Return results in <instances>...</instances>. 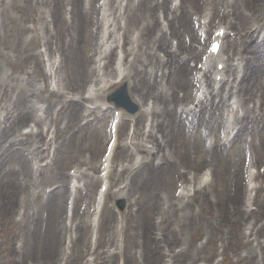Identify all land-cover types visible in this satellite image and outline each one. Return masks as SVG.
<instances>
[{
    "label": "rangeland",
    "instance_id": "obj_1",
    "mask_svg": "<svg viewBox=\"0 0 264 264\" xmlns=\"http://www.w3.org/2000/svg\"><path fill=\"white\" fill-rule=\"evenodd\" d=\"M17 0H6L5 4H2L3 6H0V115L3 112L4 108H9L8 111L16 110L19 111V109H22V111H25L27 109L29 111V114L32 118L39 121L37 123L36 128H33L34 125L31 123H28L26 125H23L22 128H19L18 131L21 133H27L30 130L35 132V137H37V134L40 132L39 128H43L45 130V136L41 139L37 138H31L28 140V143L23 147L22 150H25V157L26 162L28 165L29 173H31V179L32 183L28 184L27 187H14L12 185V179L14 178L13 175L10 172L7 173L4 176L0 175V201L6 202L8 201L10 204L14 205L13 208H8V210L1 211L0 210V264H36L37 262L39 264H43L44 258L41 254H33L30 252H18L20 247V238L22 236L21 233L25 231L26 237L29 236L30 229L32 228L31 220L30 218L36 217V215L39 216L40 222L43 223V226L50 217V213L45 207V203L47 200V196L49 193L53 192V190L57 193L59 188L57 186L59 185L56 182H49L52 178V170H56L55 167H57V171L61 172L63 170L64 172H70V165L75 164L74 162L88 158L93 159V154L96 150L100 152L99 144L102 140L103 134L106 132V122L108 118L111 116V110L104 111L99 110L97 115H99V118L97 120H93L94 117H83L81 115V110L79 111L78 115H72L71 117L68 116L66 112H64L63 109L59 111V113H56L55 108L53 106H50L47 102L48 97L35 99L32 97V95L28 96L26 99V102L28 104H19L17 106H12V103L15 99H21L24 100L21 96V90L27 89L30 86H34L35 94L40 93L41 90L46 89L49 91V93H55L51 88L53 86H56L59 90V93L52 97V100L55 101V98L57 96H65V97H72L75 92H77V96H83L85 95V92H87V89L89 86L93 85V76L92 75H86L84 82H82L79 87L77 88L75 83V75L76 78L80 75L81 68H79V64L75 63H69L68 71L69 74L72 77V81L68 82V78L66 75V66H63V63L61 62V59H64L59 53L57 52V47L55 45H51L50 47L47 46V41L40 39L44 32L42 30L39 31V44H27L28 42L32 41L33 37V17L36 13H38L40 10V7H45V9H50L51 4L54 3L55 0H42L43 4H40L39 6H35L36 9L35 12H32L31 10V3L30 0H19L20 5L18 6L16 4ZM168 6L169 2L172 0H167ZM189 0H185V6L188 3ZM192 1L193 9L188 12L185 15H179V12H176V16L178 19L171 20L172 14L171 11L167 13V18L169 19V22L174 27L176 33H179L180 36V43H182V46L191 48L192 53L190 56H186V53L184 55L188 58L187 59V66L189 68H194L196 63L198 62V59L202 55L203 50L202 45L199 42L198 38L194 35L193 39L191 37V34L185 33L187 31H184L185 26L183 24L179 23V20L183 16H185V21L188 27L192 28V16L196 17L199 12H202L203 7H201V10L198 11V8L201 4V0H190ZM228 1V0H226ZM224 1V2H226ZM131 2H136L134 0H131ZM172 3V2H171ZM127 4V0L122 1L121 5V13L124 12V8ZM84 5V4H83ZM97 5V0H95V6ZM125 5V6H124ZM216 10L219 11V13L215 12V19L214 22H211L210 28H213L217 25L218 22H235V20L230 17H222L223 13V7L217 6ZM71 11V6L67 2H63V8H61V13L63 15V20L65 22L66 20H69L70 23V15L68 16V12ZM85 13L84 8H79V13L81 14ZM161 10L156 14L160 15ZM3 13V15L1 14ZM243 17L242 20L244 22L247 21H253L255 18V13L251 8H247L246 10L242 11ZM258 14V13H257ZM259 14H262V18L264 16V12H260ZM82 15V14H81ZM83 16V15H82ZM32 20H31V19ZM65 18V19H64ZM253 18V19H252ZM97 19L96 13L95 15L92 14L91 16H87V22L84 24L86 18H83L84 22L82 23V32L81 29L79 30L80 38L82 35V42L80 43V50L79 55L86 60V69H89L90 60H91V44H92V36L95 33V20ZM32 22V23H31ZM163 22V21H160ZM13 23H15L16 26H20L23 29L21 30V50L18 52H11L9 48H5L2 45V42L8 38L10 39V34L15 30V27L13 26ZM35 23V22H34ZM83 24L85 27H83ZM121 26H124V20L122 19L120 22ZM161 24V23H160ZM252 24V23H251ZM251 24H246V30H250ZM32 25V26H31ZM259 25H262V28L260 29V32L262 35L259 38V43L257 45L258 40V34L260 32H256L257 34L254 36L251 43H249V46L254 47L257 45L259 53L254 54L253 52H247L242 53L243 58H247L249 63L252 64V66H247L243 63V68L245 70V76L243 77L244 81L242 84V87L245 86L248 90V92L251 94L252 97L249 100H241V98H236L237 101H240L242 104V107L239 108V111L242 114L245 110L252 111L255 116L258 117L257 127L251 128L250 125H247L246 131L243 135L240 136L239 140L235 142L233 146L228 147V145L221 146L219 145L218 148H216L217 153L214 156H210L209 154H204L203 151L206 150L208 147L205 145L204 139L205 137H202L200 134H203V131L199 128L197 125V128L195 130H192L191 128L184 127V135L182 138H178V141H180L179 144V150L182 152V148L188 147L190 158L186 161V166H189L188 170L191 169V171H194L195 164L200 166L197 170L198 172L202 171L203 169H212L209 167L211 165L214 171V182L210 185L211 190L213 191V195L219 202L227 201L226 199H230V196L233 194H239V201L241 203L242 211L240 213H234V210L227 212L225 209L224 212L218 214L214 211V208L211 210V206L208 202L206 204H200L196 203V198L194 201L191 200V207L195 209L194 216L196 219L194 221H191L190 226L184 229L183 234V240L185 242V250L182 252V254H176V258H179L180 264H186L188 260H190V264H229V261L236 260L239 256L248 255L251 256L255 260V264H263L264 261V229L262 231L257 232V227L264 224V158L258 156V149L260 148L261 152L264 153V25L262 23H259ZM30 26V27H29ZM163 26V24L161 25ZM181 26V27H180ZM97 27V26H96ZM30 28V29H29ZM61 28H58L56 33L65 34V30L58 31ZM239 32V35H242L241 25L237 22V28ZM52 30V29H51ZM232 30L229 35H234L235 28L230 29ZM245 30V31H246ZM53 31V30H52ZM54 32V31H53ZM133 33L136 36V30H133ZM132 33V35H133ZM123 30H116L114 36L119 38V43L121 41L122 36H124ZM49 36V34H48ZM56 38V37H52ZM172 38V37H171ZM51 39V38H50ZM69 38H67L68 40ZM55 41L54 39H52ZM177 40V38L175 39ZM170 41L172 43L175 42ZM263 42V43H262ZM247 43V45H248ZM262 43V44H260ZM26 45H32V47L29 49V53H35L38 55V59L41 62V66L43 67V70L47 72V81L44 83L43 77H34L30 76L27 80L22 79V72L21 69L24 68L26 65L24 57L26 56ZM129 46V43L126 41V47ZM125 48V47H124ZM158 52V50H156ZM188 52V51H187ZM224 53L227 54V50H224ZM239 55V57L241 56ZM194 56V57H193ZM193 57V58H192ZM253 58V60H252ZM128 60H131V57H128ZM252 60V61H251ZM246 61V60H245ZM54 66V70H50L49 67ZM46 68V69H45ZM28 71L30 72V68H28ZM50 72H52L51 76H49ZM189 74V71L187 72ZM95 76V75H94ZM52 79V81H51ZM52 82V83H51ZM68 82V83H67ZM241 87V88H242ZM77 88V90H75ZM4 89V91H3ZM85 90V91H83ZM83 93V94H82ZM82 94V95H81ZM46 95V92L43 93V96ZM84 97V96H83ZM240 97V96H239ZM248 97V96H247ZM62 100V98H61ZM25 101V100H24ZM217 102V101H215ZM88 103H84L85 107H87ZM96 104H99V102H96ZM53 105V104H52ZM91 106V105H89ZM60 107L57 106L56 110ZM6 112L4 111V114ZM4 114L2 116H4ZM57 114V115H56ZM85 115V113H84ZM83 115V116H84ZM208 115L206 114L204 116V119L206 120ZM56 119L58 121V125L63 129V135L61 132L54 133L53 129L55 128V125L53 124V119ZM102 119L99 120V119ZM145 123V121H143ZM143 123V124H144ZM51 129V130H50ZM124 129H127V126L124 127ZM123 129V130H124ZM122 132H119V135ZM57 134V136L55 135ZM56 136V138L54 137ZM63 137H66V140L63 141ZM11 139V137H8L5 140V145L7 144V140ZM61 141H63L61 143ZM46 142V143H45ZM219 143V141L217 140ZM34 146H31L33 145ZM45 143V144H44ZM55 143L56 148H55ZM51 144V148H49V145ZM104 144L101 149V154L104 151ZM191 144H198L199 153L198 155H193V149L191 148ZM30 145V146H29ZM45 152L42 153V150L45 149ZM49 148V149H48ZM34 150L38 151L43 158H39V160L33 158L32 155H28V152H33ZM49 151V157H52L50 160V163L54 165L53 168L51 167H45V165L48 163L47 159V152ZM21 154V150L18 152ZM256 157L255 164L253 163L255 175L253 177V183L255 184L254 189V197H251V207L249 208L251 216L244 217L241 219L242 215H246L248 212L246 211L245 206V200H242V194L241 190L244 182H243V159L245 154H251L252 156ZM120 155L119 149L116 151L115 156L113 157V163L114 167L117 168V165L121 161H117V157ZM133 162L139 161L140 152L136 150L133 152ZM208 155V156H207ZM32 157V160H31ZM173 155L169 157L170 164L172 166L171 172L169 174H172L170 178L166 177L162 181H158L157 183L151 185L148 187V189L145 191L144 197L140 198V200L135 197L129 198L128 201L126 199H115L114 193L117 190L118 184L122 183V186L125 185V182L123 180L117 181L116 184L112 182V189L108 192V195L105 199V205H104V220L106 225L108 222L110 224L108 227H111L112 224H117L120 226L122 224V229L125 231L127 230L125 227L124 221L121 223L117 220L111 221V218L108 217L109 215H113L114 205H117L118 201L124 200V207L121 210L122 214L125 215L126 212L129 213L132 209H137L142 215L149 216V219L152 223L153 220H156V218H159L161 215L166 218H173V214H171L169 211H163L161 210V206L159 207V204L157 205V200H159L160 197L163 196L161 193L166 192V188L171 190V193L173 192L174 188H176L177 185H180L182 181L177 182L176 181V174L178 173V170H185V166L179 167L177 166L178 158H174ZM173 159V160H172ZM87 160V161H88ZM8 164L11 168V161L8 158ZM172 161L175 162L172 163ZM183 163V162H182ZM124 164H126L124 162ZM18 167H20L19 163H17ZM90 165V164H88ZM30 166L32 168V171L30 170ZM169 166V164H168ZM174 167H177L175 171ZM43 168L42 170H40ZM167 165L163 167V171L167 172L166 170ZM36 169H39V171H36ZM80 169L84 170V165L80 167ZM237 169L240 170L237 173ZM236 172V176L234 177V174ZM194 173V172H193ZM259 173V174H258ZM97 175V174H96ZM168 175V174H165ZM187 177V176H186ZM115 179L114 176H112V179ZM125 178V177H124ZM174 178V179H173ZM9 179L10 184L6 183L5 180ZM52 181H57L53 179ZM123 181V182H122ZM128 183V181H126ZM177 182V183H176ZM175 183V184H174ZM99 183L95 185L92 189V201L93 197L95 196V193L97 192ZM56 187V189H54ZM10 189L13 191V195L9 194ZM40 192V195L37 196V193ZM81 195L85 193V189L79 190V194ZM253 194V192H252ZM80 195V199H81ZM246 197V193H245ZM21 199V200H20ZM20 200V202H19ZM26 200V201H25ZM22 201V204H21ZM17 202L19 204L17 205ZM162 202V201H161ZM80 203V201L77 203ZM132 203V204H131ZM163 203V202H162ZM224 203V202H222ZM23 204H26V207L22 206ZM92 205V202L90 205L86 206V209L88 210L89 207ZM150 206H152V209L150 210ZM83 205H79L80 213L82 212ZM166 206L164 205L163 208ZM195 207V208H194ZM64 208H65V202H64ZM10 209V210H9ZM63 206L61 208V213L58 212V219L54 220L55 222L63 221L64 215L62 214ZM119 210V209H118ZM102 212V214H103ZM107 212V214L105 213ZM55 213V212H54ZM161 213V215L159 214ZM72 214V212H71ZM249 214V215H250ZM221 216V217H220ZM119 218V216H117ZM143 217V216H142ZM162 217V218H163ZM194 217V218H195ZM210 217V218H209ZM215 218L216 222H212L213 225L216 227V235L214 238L209 240L206 238L205 233L208 231V225L211 218ZM123 219V218H122ZM238 222V225H236V222ZM104 223V224H105ZM246 224V225H245ZM220 225V226H218ZM245 225V226H244ZM247 225H251L254 227V230L247 234V237L242 238V233ZM264 226V225H263ZM222 232L223 238L220 239L218 237L220 233ZM99 232V229H98ZM102 232L104 233V236L109 231H106L105 228L102 229ZM106 232V233H105ZM41 233H44L41 231ZM63 236H56V244L54 253L51 255L52 261L55 260L58 247L59 251L62 250L63 247ZM125 234L122 233V237H120L119 233L115 232V235H112L108 239L107 245H114L118 246L120 248V252L117 254V249L112 247L114 250V254L109 256L108 259L106 258L107 262H104V259L101 258V256H98L97 258L94 257V262L96 264H119V262L126 261L129 264H137L144 262H147L151 260L152 264H165L164 263V257L161 256V260H159L158 256L159 254L155 252L147 253L142 252V262L139 260V254L140 250L134 245L132 246V234H127L124 238ZM205 236V237H204ZM150 237V241L147 243V248H153L155 247V242L153 238V234H151V229L149 230L148 239ZM217 237V238H216ZM179 238V236H177ZM24 239H26L24 237ZM27 240V239H26ZM91 240V232L89 234V241ZM84 241V239L81 238V240L76 244L74 249L68 254V259L72 260V262H75L78 260L80 253L83 252L84 248H80L81 243ZM153 241V243H152ZM206 242V243H204ZM204 243V244H203ZM26 244V242H25ZM30 244V243H29ZM180 244V242L177 241V245ZM158 245V244H157ZM169 245H172L169 240ZM176 245V246H177ZM172 245L171 247H173ZM25 247V245H24ZM159 248V246H158ZM109 250L108 246L105 244L102 245V247L98 248V254L102 251ZM110 248V250L112 251ZM160 250V248H159ZM223 251V252H222ZM180 252V253H181ZM106 255H109V253H106ZM134 256V258H133ZM182 257V258H181ZM226 257V261H224V258ZM133 258V259H132Z\"/></svg>",
    "mask_w": 264,
    "mask_h": 264
},
{
    "label": "bare ground",
    "instance_id": "obj_2",
    "mask_svg": "<svg viewBox=\"0 0 264 264\" xmlns=\"http://www.w3.org/2000/svg\"><path fill=\"white\" fill-rule=\"evenodd\" d=\"M3 4L6 3V0H1ZM67 2L69 5H71L72 10L70 12V23L67 21L64 22L63 15L61 13V8H63V2ZM88 3L84 4V12L81 15L79 13V8H83V0H55L53 4H51L50 9H45V7H40V4H43L42 0H30L31 3V10L32 12H35L36 9L34 8L36 5L40 7V11L36 13L33 17V21H35V28H38L40 30H45V32H48L53 29H59L58 31L65 30V34H58L55 41V46L57 47V52L63 57L66 58L69 63H75L79 64V68H81L80 75H79V83L83 82L84 76H86V69H84L86 60L85 58L81 57L79 55V51H77V48L80 46V34L79 30L82 27V23L84 22L83 18H86L84 24L87 22V16L94 13L95 9L91 7V1L87 0ZM86 1V2H87ZM120 0H113V3H116ZM205 1V7H208V0ZM213 1V0H212ZM110 2V0H109ZM107 0L103 4V18L99 23V26L97 28L101 29V37L97 40L96 34L93 38V43L91 44V51H93V55L95 53L101 54L104 53L105 50L109 47V44L106 42L107 36L111 33H114L115 27L118 26V18L121 16L119 13V7L118 5H114V7H110L111 9H106L108 3ZM16 4L19 6L20 1L17 0ZM203 4V1L201 2ZM228 4V3H226ZM231 5V10L228 11L230 13L229 15L232 16L235 20L241 25V29L244 32L242 34V40L243 42H240V44H245L246 42H252L253 35L252 32L248 33L246 30V24L250 23L249 21L244 22L242 20L243 14L242 11L246 10L247 8H251L255 13V18L253 20L252 27H255L253 31L260 32V29L262 28V25L260 26L259 23H262L264 25V16L262 18V14H259L260 12H264V0H235L229 2ZM3 6V5H1ZM188 7L193 8L192 1H188ZM201 9V8H200ZM214 5L210 7L208 10H213ZM158 10H161L165 12V15L169 13L171 10L168 7V1L162 0L161 2H158L157 0H137L136 4H133L130 0L126 4V7L124 9V12L122 14L123 19L125 20V25L123 27V31L129 34V39L126 36L127 42L129 43V47L127 49V52L130 56H132V60L129 62V65L127 67V74H123V72L119 68L117 69L116 73V79L114 81H111L110 76L114 77L113 69L110 67V73L105 75L104 81L107 80L108 83H103V90L101 93H94L92 96H90V99L92 101H99L101 96L104 97L105 90H107L110 86H118L122 84L124 81L127 80V88L128 93L132 97L133 103H135L139 107V111L136 114V116L140 117L141 119H138V117L133 116V119L130 121L133 122V135L138 139L139 137H147L149 140L146 143V145L142 146L141 143H137V150L139 152H145L149 156L153 155V158H141L140 162L133 163V156L132 151L127 153L126 150L127 147L131 143V139L129 144L125 143V146L123 145L124 149H122V154H124L123 158L127 164L121 165L120 172L116 175L117 179L123 177L124 172H128V177L122 178L121 180H128V183L119 188L117 193H114V197L116 199L119 198H126L127 200L129 198L138 196L137 198L140 200V198L144 197L145 191L148 189L149 186L157 183L158 181L164 180V178L168 177L170 178L172 174H169L172 169L171 166L169 168L167 167V172L161 171V166L163 164H166L169 162L167 154H169L170 147H174L173 151L181 155L179 158L181 159L180 162L182 165H186V161L189 159V148L185 147L182 148V152L178 149L179 148V142L177 139L182 138L184 135V127L188 126L192 130L196 127V123L194 120H190L189 122L181 119L183 115H185V118L194 116L196 117L195 111L199 107H201V103L194 105L195 107H188V105H183L184 101L186 99H191L192 106L194 104L195 99L192 98V93L195 83L192 81V79L189 77V73H192V68H189L187 66V57L191 55L192 50L191 48L182 46V43H180V34L176 33L174 27H173V36L179 41L177 45V49L175 51L170 50L171 47L169 46V39H167L165 33L166 31H163V29H159V22H158V15L156 16V12ZM176 12H179V15H185L187 13V7L185 6V3H182L180 1V4L175 7L171 11L172 18L171 20L178 19L176 16ZM97 14L98 11L96 12ZM258 13V14H257ZM3 15V13H1ZM209 12L206 10L204 11V18L207 19ZM226 16V15H224ZM110 17H112V23L110 24V27L114 24L112 29L108 30L109 28V21ZM49 18V20H47ZM31 19V18H30ZM185 16L179 20V23L183 24L185 26L184 31H187L185 33L191 34V37L193 39L194 37V30L187 26L185 21ZM32 20V19H31ZM237 22L233 24H228V28L224 27L223 25H220L219 28H224L226 33L229 31V27H237ZM83 24V27L85 25ZM257 25V26H255ZM13 26L15 27V30L10 34V39L6 38L2 45L5 48H9L11 52H19L22 48L21 46V39H22V33L21 30L23 29L20 26H16L15 23H13ZM181 27V26H180ZM96 28V29H97ZM133 30H136V36L132 37L131 33H133ZM246 30V31H245ZM82 32V29H81ZM47 35V34H46ZM34 39H32L31 42H28L27 44H37L38 40L35 38H38V35H33ZM196 36V35H195ZM67 38H69L67 40ZM225 38V37H224ZM96 41H101L102 44L99 45L101 47L100 52H96L97 49H99V46L97 45ZM238 38H235L233 41H231L230 46L232 51L237 55L236 52V44H237ZM228 42V41H227ZM104 45V47H102ZM32 47V45H26V56L24 57L26 66L21 69V72H23L26 77L22 78H28L29 75L33 74L34 77H38L39 74L46 76V73L43 71L40 61L38 59V56L36 54L29 53V49ZM50 47V45H48ZM158 49L162 53V57L160 58L153 53V48ZM250 49L254 54H258L259 50L257 45L251 48V46L247 45V47H243L242 51L245 52L246 50ZM155 50V49H154ZM188 51V52H187ZM156 52V50H155ZM184 53H186V56L183 57ZM221 49L219 53L215 56H210L206 59V69L202 72V76L197 80L200 83V87L202 89V96L205 97H211L210 99H214L217 96H214L217 94V92L210 93L207 92V86L212 84V90H216L218 86H221L223 83L227 82L229 88L228 91L230 92L232 89H235V91H231L229 97H232L233 93H236L240 96L241 100H249L252 97V93L250 94L245 86L240 88L238 78H236V75L239 76V62L237 59H232L230 67L228 68L229 63V56L227 55L226 58H224L221 54ZM194 57V56H193ZM192 57V58H193ZM214 62L216 66L217 63H222L224 65V68L221 72H217L216 70L213 73V79L217 74L222 75V81L217 83L215 80L212 82L209 81V77L212 73L211 63ZM233 62V64H232ZM245 65L250 66L252 64L245 62ZM196 66V65H195ZM30 68L31 71H27V68ZM149 67V68H148ZM116 69V67H115ZM196 69V67L194 68ZM228 71L230 72L231 76H227ZM85 74V75H83ZM159 78V82H162L164 79V85L163 88L161 87V83H159L156 79ZM203 79L205 81H203ZM129 82V83H128ZM238 82V83H237ZM209 87V86H208ZM179 90H188L185 92V98L179 99L177 96V92ZM46 90H41V94L36 93L34 86H30L28 92L29 95H32L35 99L44 98L43 93ZM24 100H26V95H21ZM55 96L54 94H46L45 98L48 97L50 101H52V97ZM248 96V97H247ZM21 99H15L12 103V106H17L19 104H28L26 101ZM152 101V105L148 103V101ZM202 100V99H201ZM211 102V100H208L205 102V104ZM228 100L224 101L223 103H220L219 105L213 106L212 104L209 105L208 108V120H205V130H209V132L213 131L215 132V126H221L223 128L224 132V138L226 140L229 139L230 135L232 134L231 126L238 124L239 127L237 129V133H243L246 130V125H250V127L256 128L258 117L253 115L252 112L246 111L241 118H237V121H233L231 125L229 126V121H226V118L223 119V110H225V107L228 106L227 104ZM60 109H63L64 112L68 114L69 117L72 115L77 116L79 113V104L76 105L74 103H70L66 101L64 98L61 100ZM73 104V105H72ZM182 106L180 115H177L174 108L175 106ZM239 107H242V104H240ZM96 108H98L96 106ZM204 110V106H203ZM202 110V112H203ZM231 113H235L233 110H231ZM85 116L88 117L94 113V110L85 111ZM201 112V113H202ZM215 112H219V117L217 115L215 116ZM28 118H32L30 114L27 111H16L12 110L9 111L5 116L2 117V120L0 121V175L4 176L7 173H11L14 178L12 179V185L15 187H27L28 184H31V173H29L28 165L25 159V156L18 153L22 149V144L24 141H28V136H21L19 139L17 138L21 134L16 135L15 129L21 127ZM150 118L149 121V129L147 134L144 133V127L142 124L143 119ZM197 122H204V119L198 115L195 119ZM36 123L39 121H35ZM194 122V123H193ZM139 123V125H138ZM53 124L55 125V131L61 132L63 135V129L59 127L58 121L54 118ZM123 125V123H122ZM121 125V126H122ZM125 125V124H124ZM123 128V126H122ZM121 128V130H122ZM155 131V133H154ZM32 134V133H31ZM157 134H160V136H157ZM11 137V139H8L6 142L8 145H5V140ZM235 137V135L233 136ZM66 140V137H63V141ZM222 143L221 145H223ZM134 146V144H132ZM191 148L193 149L192 153L193 155H198L199 148L198 144H191ZM218 146V144H215L214 147H210L207 150L203 151L204 154H209L210 156H214L217 153V150L215 149ZM169 147V148H168ZM168 148V149H167ZM264 150V149H263ZM162 152V154L159 155V153ZM93 154V160L89 159L88 161L83 160L80 161V165L88 166L87 164H90L88 166V169L92 171L93 173L96 172L97 166L96 162L98 161V150H96ZM264 158V153L261 152L260 148L258 149V156ZM38 153L35 152L33 154V158H38ZM255 155V153H254ZM208 156V155H207ZM8 158L11 161V168L8 164ZM156 159V163H154ZM17 163H19L20 167H18ZM254 163V162H253ZM210 167L213 168L211 165ZM56 170H52V179H56L59 182V190L58 192H53L50 195H48V199L45 203V207L50 213V217L46 220L44 226L43 223L40 222V218L38 215L35 217V222L32 224V232L29 233V236L26 237V232L23 231L20 236V242H21V248L20 252H30L33 254H41L44 258L43 264H59L56 260L52 261L51 255L54 253L55 244H56V236L60 234L62 228L61 225L58 224V222L54 223V220L58 219V212L61 213V208L64 204V198L66 196V175H64L61 172L57 171V167H55ZM199 169V166L196 165V170ZM41 170V169H40ZM240 170L237 169V173ZM198 172V171H197ZM168 174V175H165ZM83 177H86V183L85 187L88 189H93L95 183H97L98 179L95 176H91L87 173L82 172ZM114 175V174H113ZM214 176V171L209 174L208 172H205L203 174H200L196 176V181L194 182V186H196L195 191V197H196V203L200 204H206V202L209 203L212 208H214V211L218 214L224 212L226 209L227 212L234 210V213H240L242 211V206L239 201V195L233 194L230 196V199H226L227 201H222L219 203V201H216L213 199V194L211 190L209 189L210 183L212 181H209V176ZM236 176V172L234 174V177ZM176 179H183L182 175L176 174ZM173 178V179H174ZM6 183L10 184L9 179L5 180ZM196 183V184H195ZM190 186V185H189ZM166 192H161L164 196V202L162 204H166L167 211H169L171 214H173V218H164L161 220L160 225H158L156 222L151 223L149 216L142 215L139 211H131V213H127L124 215V223L127 230L122 231L121 227L120 230L125 236L127 234H132V246H136L141 252L139 254V260L142 262V252L145 254L155 252L157 244H155L154 249L147 248L148 242L150 241V237L148 239L149 230L155 226V236L158 237L160 235V240L162 245L169 251H172L171 248L168 246L169 240L171 241H177L176 238L179 236V238L183 237L182 234H184V229L190 226L191 221H194L196 217L194 216L195 210L191 205L187 203H183L180 198H174L171 196L170 189H165ZM189 188H181L180 194L181 198L187 196H190L189 194ZM88 192V191H87ZM10 195H13V191L10 189L9 191ZM104 196V195H103ZM78 197L76 196L75 199V206H77ZM87 200L86 202H89L92 199L91 191L87 193ZM161 199V197H160ZM175 199V200H174ZM192 199V198H191ZM161 204H159L160 207ZM249 206V203H247ZM14 205L12 204H6L2 203L0 205V210L4 211L6 208H13ZM150 210L152 209V206L149 207ZM55 212V213H54ZM143 216V217H142ZM251 216L246 214L242 215L241 219L244 217ZM108 217L111 218V221L118 220L114 214L109 215ZM195 217V218H194ZM221 217V216H220ZM75 218L77 220V223L74 226V230L77 234H79V241L84 239V241L81 243L80 247H83L86 249L85 253H81V257L79 260H76L75 262L66 261L65 264H80L82 259H84L85 254L88 253V251L91 249L88 245V240L86 239L85 235H87L88 230V221H87V211H84L82 215H78L75 211ZM210 218V217H209ZM103 221H106L103 219ZM115 222V221H114ZM212 222H216L215 218H211L208 225V231L205 233L206 238L211 240L216 235L215 226ZM238 222H236V225H238ZM107 223V221H106ZM164 226L162 227L161 225ZM108 224H102L100 227L101 229L105 228L106 231H111L113 235L117 232L116 228L114 227V224H112L111 227H108ZM264 224L257 227V232L262 231L264 229ZM220 226V225H218ZM66 229V228H65ZM165 229V231H164ZM254 230V227L250 228L249 225L246 226L242 233V238L247 237L248 233H251ZM43 231L44 233H41ZM249 231V232H248ZM160 233V234H159ZM217 233H220L217 231ZM124 236V238H125ZM24 237L27 239H24ZM205 237V236H204ZM223 238L222 232L218 236ZM217 238V237H216ZM184 241V240H183ZM26 242V246L23 247V245ZM105 242V236L102 230L99 232V241L98 246L103 245ZM30 243V244H29ZM153 243V241H152ZM206 243V242H204ZM203 243V244H204ZM23 244V245H22ZM184 250H182L183 252ZM19 252V251H18ZM173 252V251H172ZM181 252V251H180ZM179 253L180 255L182 254ZM165 253V251H164ZM158 254V252L156 253ZM166 254V253H165ZM161 256H158L159 260H161ZM134 258V256H133ZM132 258V259H133ZM171 259L173 256L170 257ZM182 258V257H181ZM56 259V258H55ZM175 264H180L179 258H176V255L174 256ZM224 261H226V257L224 258ZM170 262V261H169ZM190 264V260H188ZM143 264H152L151 260L144 262ZM172 263V262H171ZM254 258L251 256L249 257L247 254L244 256H239L234 261H229V264H255ZM36 264H39L38 262ZM123 264H129L128 262L124 261ZM139 264V263H137ZM141 264V263H140ZM169 264V263H167ZM264 264V261H263Z\"/></svg>",
    "mask_w": 264,
    "mask_h": 264
}]
</instances>
